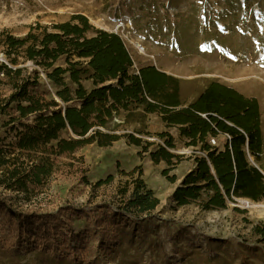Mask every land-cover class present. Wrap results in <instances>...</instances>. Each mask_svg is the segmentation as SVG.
<instances>
[{
  "label": "rangeland",
  "instance_id": "rangeland-1",
  "mask_svg": "<svg viewBox=\"0 0 264 264\" xmlns=\"http://www.w3.org/2000/svg\"><path fill=\"white\" fill-rule=\"evenodd\" d=\"M78 14L86 16L96 29L121 36L134 60V71L155 66L179 79L185 102L192 101L212 81L256 98L263 152L258 160L250 156L264 174V0H0V65L7 61L10 67L24 68L25 74L32 77L37 71L42 87L50 96H56V88L44 69L27 61L24 52H11L6 38L11 35L23 39L33 28L36 33L42 32L37 27L53 31V25L68 22ZM92 34L93 30L89 32ZM64 64L60 59L55 66ZM2 74L0 94L6 97L12 90ZM85 85L90 87V83ZM126 116L123 113L107 128L100 129L136 135L154 143L151 150L162 143L156 134L169 131L177 140L173 152L184 155L182 163L170 172L177 177L175 183L162 174L168 168L166 163H153L148 153L123 138L108 147L91 144L79 149L74 157L61 158L60 170L47 186L30 198L18 195L12 200L15 208L48 214L51 224L55 222L54 215L62 210L68 214L70 208L107 213L108 205L117 208L120 204L121 190L133 188V177L128 173L142 166V179L159 199V205L150 213L135 212L129 222L120 220L119 240L112 238L117 244L102 257L95 250L98 240L88 235L86 246L93 252L87 258L93 260L91 264H264V240L256 230L264 226L261 208L244 207L241 200H249L244 198L228 200L226 208L209 211L203 210L199 201L177 206L173 193L194 168L195 154L203 153L180 139L177 128L167 129L158 114L144 115L139 110L130 119ZM34 120L35 115L28 122ZM62 137L74 135L63 132ZM0 139L6 146L13 134L0 128ZM210 143L223 149L226 136ZM3 169L0 168V179ZM109 177H113L111 181L95 186ZM0 193L9 198L18 194L1 185ZM252 202L262 205L264 199ZM94 219H75L72 228L76 233H88L97 226ZM2 224L0 238L10 239L9 228L4 221ZM3 247L0 246V264H77L48 251Z\"/></svg>",
  "mask_w": 264,
  "mask_h": 264
},
{
  "label": "trees",
  "instance_id": "trees-1",
  "mask_svg": "<svg viewBox=\"0 0 264 264\" xmlns=\"http://www.w3.org/2000/svg\"><path fill=\"white\" fill-rule=\"evenodd\" d=\"M52 28L37 27L40 33L33 28L23 39L11 35L6 38L11 52H24L27 61L44 69L56 96L42 87L37 71L32 77L24 68L0 65L5 84L12 90L9 96L0 94V128L13 134L6 146L0 139V168H4L0 185L18 193L13 198L0 193V223L4 221L10 232V239L0 238V246L48 251L77 264H91L93 260L87 258L93 252L86 246L88 235L98 240L95 250L102 257L118 242L111 239L119 240L120 220L126 223L135 212L156 209L160 201L142 179V166L128 173L133 177V188L121 190L120 204L117 208L108 205L107 213L70 208L68 214L62 210L54 215L51 224L48 214L21 211L12 201L20 194L27 198L37 195L60 170L61 158L74 157L79 149L91 144L108 147L123 138L148 153L153 163H166L168 168L162 174L175 183L177 177L170 172L182 163L184 155L173 152L177 140L169 131L156 134L162 143L151 150L154 143L136 135L100 129L123 113L130 119L139 110L144 115L158 114L167 129L177 128L180 139L203 153L195 154L194 168L173 193L177 206L199 201L200 207L209 211L226 208L228 200L237 198L254 202L264 199V174L249 161V155L258 160L263 152L256 98L212 81L192 101L185 102L179 79L155 66L134 71V60L121 36L96 29L86 16L74 15ZM92 30L94 34L89 35ZM60 59L65 64L55 66ZM13 64H17L16 59ZM34 115L35 120L29 123ZM63 132H71L74 137L63 138ZM221 135L226 136L223 149L210 143ZM135 174L138 177L134 178ZM112 178L100 180L95 186ZM93 217L97 226L88 233H76L72 228L75 219L91 221ZM256 230L264 240V226Z\"/></svg>",
  "mask_w": 264,
  "mask_h": 264
},
{
  "label": "bare ground",
  "instance_id": "bare-ground-1",
  "mask_svg": "<svg viewBox=\"0 0 264 264\" xmlns=\"http://www.w3.org/2000/svg\"><path fill=\"white\" fill-rule=\"evenodd\" d=\"M120 27V26H119ZM247 72H249L248 70H247ZM246 72V73H247ZM241 202H242V205L244 206V207H246V208H249V209H258V208H261V211H263L264 212V204H262V205H257V204H255V203H253L252 201H250V200H241Z\"/></svg>",
  "mask_w": 264,
  "mask_h": 264
},
{
  "label": "water",
  "instance_id": "water-1",
  "mask_svg": "<svg viewBox=\"0 0 264 264\" xmlns=\"http://www.w3.org/2000/svg\"><path fill=\"white\" fill-rule=\"evenodd\" d=\"M249 161H250V163H251L255 168H257L258 170L261 171V169L259 168V166L253 161V159L251 158L250 155H249Z\"/></svg>",
  "mask_w": 264,
  "mask_h": 264
},
{
  "label": "built area",
  "instance_id": "built-area-1",
  "mask_svg": "<svg viewBox=\"0 0 264 264\" xmlns=\"http://www.w3.org/2000/svg\"><path fill=\"white\" fill-rule=\"evenodd\" d=\"M4 62L8 65L7 61H4ZM2 75H4V74H2Z\"/></svg>",
  "mask_w": 264,
  "mask_h": 264
}]
</instances>
